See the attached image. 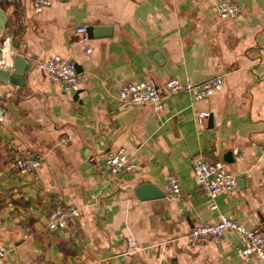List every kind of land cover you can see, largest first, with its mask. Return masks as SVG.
Segmentation results:
<instances>
[{"label":"crops","instance_id":"obj_1","mask_svg":"<svg viewBox=\"0 0 264 264\" xmlns=\"http://www.w3.org/2000/svg\"><path fill=\"white\" fill-rule=\"evenodd\" d=\"M217 1L52 0L34 12L32 0H1L4 36L30 65L23 85L0 82V264H264L239 254L235 231L189 238L221 213L264 231V0H236L234 17L214 11ZM90 25L107 29L80 42L76 29ZM54 54L77 62L78 92L39 69ZM219 73L221 89L165 94L160 111L119 99L114 86L150 78L163 89L171 77ZM120 148L136 166L112 177L106 154ZM33 152L41 166L11 167ZM198 159H222L237 188L209 197L193 177ZM143 183L164 196L140 198ZM68 202L79 216L49 229L51 210ZM130 235L142 251L125 253Z\"/></svg>","mask_w":264,"mask_h":264},{"label":"built area","instance_id":"obj_2","mask_svg":"<svg viewBox=\"0 0 264 264\" xmlns=\"http://www.w3.org/2000/svg\"><path fill=\"white\" fill-rule=\"evenodd\" d=\"M51 3L52 0H32L31 6L34 12H40L51 5ZM212 9L222 17H234L239 13V6L236 0H218L212 5ZM76 33L79 35L78 40L80 42L85 43L88 40L86 26L78 27ZM91 50L90 46L86 47L87 52H91ZM15 52L16 48L12 43V35H8L1 45L0 66L12 69ZM37 65L46 77L52 82L60 84L65 92L74 93L81 88L80 75L75 60L68 59L60 54H54L40 60ZM224 76V73H219L198 82L182 81L176 77H171L165 80L163 89L157 86L150 78L129 83L115 82L114 86L117 89L119 99L133 103H149L153 105L156 111H160L163 108V97L165 94L188 91L195 99L207 97L224 86ZM0 119H3L1 115ZM64 142L66 143L67 140L65 139ZM41 164V154L33 152L18 157L12 162L11 167L18 171H25L38 168ZM106 165L112 177L132 171L136 166L123 148L108 151L106 154ZM193 177L198 186L212 198L219 193L232 192L237 188L236 175L227 168L226 163L222 159L212 161L196 160L193 164ZM167 178L171 194L176 197L179 194V188L176 185L173 173L168 174ZM211 207L215 208L216 203L213 202ZM78 216L79 209L76 205L71 202L59 203L50 212L48 228L51 230L66 228ZM228 231H235L242 239V245L239 248V254L242 257H256L264 263L263 229L261 227H247L241 221L225 213H221L219 219L215 222H200L193 225L189 238L195 242L203 241L209 237L218 240ZM127 240L129 246L125 253L140 252L144 249L134 236H128ZM6 253L7 246L0 241V258L4 257ZM74 264L90 263L82 260Z\"/></svg>","mask_w":264,"mask_h":264},{"label":"water","instance_id":"obj_3","mask_svg":"<svg viewBox=\"0 0 264 264\" xmlns=\"http://www.w3.org/2000/svg\"><path fill=\"white\" fill-rule=\"evenodd\" d=\"M7 16L5 11L0 6V53L1 45L3 44L5 37L4 34H8L11 31L10 27H6ZM107 28L103 25H90L87 27V36L92 37L95 34H103V30ZM29 61L22 54L16 53L14 55L13 68L8 69L0 66V82L4 84L13 83L17 85H23L25 83V76L27 69L29 68ZM229 155V153H227ZM140 198H158L164 196V192L153 185L152 183H143L137 189ZM146 196V197H145Z\"/></svg>","mask_w":264,"mask_h":264}]
</instances>
